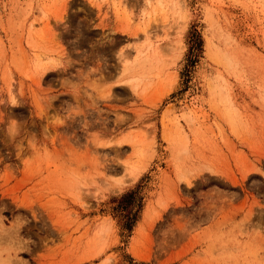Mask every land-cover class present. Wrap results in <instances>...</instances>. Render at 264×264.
I'll use <instances>...</instances> for the list:
<instances>
[{
  "label": "rangeland",
  "instance_id": "1",
  "mask_svg": "<svg viewBox=\"0 0 264 264\" xmlns=\"http://www.w3.org/2000/svg\"><path fill=\"white\" fill-rule=\"evenodd\" d=\"M0 264H264V0H0Z\"/></svg>",
  "mask_w": 264,
  "mask_h": 264
},
{
  "label": "bare ground",
  "instance_id": "2",
  "mask_svg": "<svg viewBox=\"0 0 264 264\" xmlns=\"http://www.w3.org/2000/svg\"><path fill=\"white\" fill-rule=\"evenodd\" d=\"M35 67L40 69H46L47 65L49 64L48 61H45V58L41 55L36 56Z\"/></svg>",
  "mask_w": 264,
  "mask_h": 264
}]
</instances>
